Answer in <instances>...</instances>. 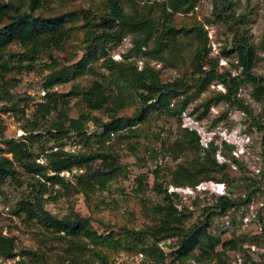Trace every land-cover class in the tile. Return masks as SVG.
<instances>
[{
	"label": "trees",
	"instance_id": "16d2710c",
	"mask_svg": "<svg viewBox=\"0 0 264 264\" xmlns=\"http://www.w3.org/2000/svg\"><path fill=\"white\" fill-rule=\"evenodd\" d=\"M201 1L102 0L99 5L91 3L88 7L46 16L42 13L47 9L46 0H0V102L10 103L0 109V190L5 189L8 182L14 181L18 186L27 182L32 191H36L31 198H27L29 195L19 198L11 209L13 214L23 216L27 222L38 223L56 235H63L75 245L80 246L77 242H83L85 238L95 247H104L95 249V255L102 264H112V251L139 249L164 258L158 245L168 240L173 241L169 264H185L191 259L199 263L231 264L227 259L228 253L242 248L244 238L224 240L221 234L213 233L212 219L227 216L235 207L249 204L250 193L239 200L230 194L219 195L217 203L205 209L202 220L187 225L189 214L185 212V207L179 208L180 195L176 191L169 192V184L162 188L159 182H155L153 189L163 194L162 200L146 211L148 201L143 194L148 188L147 177L140 175L137 190L142 193L143 213L149 217L150 223L139 230L121 226L119 231L112 229L105 233L95 230L90 217L75 212L60 217L45 207L46 200H57L61 195L60 190L53 195L50 188L66 186V178L62 175L64 172L80 171L74 177L86 193L97 187L101 190L108 188L120 175L122 167L112 150L104 148L106 143L115 135L129 137L124 133L127 128L132 130L138 123L147 122L154 115L180 118L188 107L187 95L192 89L196 88L199 93L218 79L226 87V92L217 98L218 101L240 100L237 98L238 77L232 76L229 70L217 75L216 64L209 54L210 39L205 24L178 26L175 21L176 13L190 12ZM214 9L212 14L216 21L228 25L234 34L231 49L223 51V54L235 53L245 79L254 85V96L264 101V78L253 74L256 50L246 33L247 29L243 32L239 30L243 20L236 17L234 1L216 0ZM127 37L131 38V46L121 60H116L112 53ZM71 39L80 41L78 49L84 47L83 56L71 66L58 68L56 60L46 65L49 74L44 84L43 101L35 105L31 117L26 118V123L21 126L24 134L19 138H6L2 113L11 112L14 120L21 119L19 114H22L21 120L26 115V108H20L19 101L14 102L10 90V86L17 82L14 70L17 69L18 73L23 68L34 70L33 63L41 54L52 57L53 52L64 50ZM13 45L19 46L22 51L12 52ZM190 50L191 59L185 73L174 79H163L162 69L152 65V61H155L170 63L178 68V61L184 60V53ZM13 57L18 58L17 64H11L14 61L10 58ZM100 59V65L108 74L82 90L75 80L86 70L93 69L91 62ZM27 61L29 63L24 65ZM139 61L142 62L141 66ZM187 72H190V78L186 76ZM68 82L73 83L68 92L54 90L56 85ZM79 97L88 111L79 118H71L66 111L71 101ZM136 104L132 115H120ZM98 111L107 118L94 114ZM53 113L56 116L46 122ZM88 122L100 132H89ZM94 137L99 144L97 148L90 143ZM71 140L83 142L88 148L85 151L65 149ZM162 143L165 148L162 149L173 151L175 159L184 155L189 148L194 149L196 154L195 159L181 162L177 169L170 171L173 185L196 186L201 181L229 183L225 174L226 163H220L215 158L217 148L213 140L203 148V152H199L202 148H199L198 138L183 135L171 146L164 141ZM7 152L12 156H8ZM40 158L45 161L41 163ZM96 163L100 165L98 168H95ZM17 166L31 180L22 178ZM153 173L158 180V169ZM46 194L47 198L44 197ZM258 217L261 228L252 239L264 248V205L258 211ZM16 239V236L0 231V259L19 257L17 264H36L38 253L27 249L18 251ZM146 239L152 242H146ZM259 257L258 262L253 260L251 264H264V256L261 254Z\"/></svg>",
	"mask_w": 264,
	"mask_h": 264
},
{
	"label": "rangeland",
	"instance_id": "374dc122",
	"mask_svg": "<svg viewBox=\"0 0 264 264\" xmlns=\"http://www.w3.org/2000/svg\"><path fill=\"white\" fill-rule=\"evenodd\" d=\"M101 1L46 0L47 9L42 13L49 16L54 12H67L79 7H88L91 3L99 5ZM233 1L236 17H241L243 20L239 30L243 32L244 29H247L246 33L256 50L257 58L253 74L264 78V0ZM215 2L216 0H202L194 10L187 13H176L174 18L178 26H191L201 22L205 24L210 39L209 54L216 64L217 75L229 70L232 76L238 77L237 98L240 100L238 102L218 101L217 98L226 92V87L218 79H214L205 90L198 93L194 88L188 93L189 104L180 118L154 115L149 121L138 123L132 130L127 128L124 133L129 137L121 138L115 135L104 148L112 150L118 158L122 167L120 175L110 183L108 188L101 190L97 187L94 191L86 193L76 183L74 177V174H78L80 171L75 170L73 173L64 174L66 186L57 185L55 188H50L53 195L58 194L59 190L61 191L57 200L51 198L46 200L45 207L51 213L61 217L75 212L80 216L90 217L93 227L100 233L109 232L112 229L119 231L121 226L139 230L150 223L149 217L143 213L142 193L137 190V179L140 175L147 177L148 188L143 194L148 201L146 203L148 207H145L146 211L162 200L163 194L153 189L155 182H159L162 188L169 184L168 191H176L180 195L179 208L185 207V212L189 214L187 225L202 220L205 216V209L214 206L219 195L230 194L232 198L239 200L250 193L249 204L235 207L227 216L213 217L211 228L213 233L221 234L224 240L233 237L244 238L242 248L228 253L227 259L231 264H251L253 260L259 261V255L264 256V248L253 242L254 239H252L253 235L260 231L258 211L264 205V101L258 100L254 96V85L245 79L242 68L238 67L235 53H230L227 56L223 54V51L231 49L234 34L228 25L216 21L212 14L215 10ZM79 46H81L80 41L71 39L64 50L53 52L52 57L41 54L36 63H33L34 70L28 71L23 68L21 73H18L17 69L14 70L13 74L16 76L17 82L10 86V90L13 93L14 102L19 101V107L26 108V115L23 120H21L22 114H19L21 119L3 118L6 125L4 133L6 138L22 136L24 131L21 126L26 123V118L31 117L35 105L43 101L44 84L49 74L46 65L56 60L58 68L64 65L71 66L85 52L84 47L78 49ZM130 46L131 38L127 37L121 45L115 48L112 53L113 57L116 60H121ZM11 51L21 52L22 50L19 46L13 45ZM190 59L191 50L184 53V60L178 61V68L173 67L170 63L163 64L155 61H152V65L162 69L163 79L171 80L185 73V67L189 64ZM10 60L14 61L11 64L19 62L15 57ZM101 61L102 59L91 62L93 69L86 70L75 80L82 90L88 88L95 80L101 79L103 75L108 74L100 65ZM28 63L27 61L23 64ZM141 64L142 62L139 61L140 66ZM186 76L190 78V72H187ZM72 84V82H68L56 85L54 90L68 92ZM21 99H25V101H21ZM210 100L211 102L208 103ZM5 104L10 103L0 102V109ZM136 106L137 104L128 107L120 115H132ZM87 111L86 105L79 97L71 101L66 113L71 118H79ZM94 114L102 116L104 119L107 118L100 111ZM55 116L56 114L53 113L46 122H50ZM86 125L89 132H100L91 122ZM183 135L187 138L199 139V148H202L199 152L207 147L210 140L214 141L217 148L215 158L220 163H226L225 174L229 180L228 184L215 181H201L196 186H175L172 184L170 171L177 169L181 162L195 159L196 154L194 149L189 148V151L187 150L184 155L175 159L173 151L163 150L165 148L162 142L171 146L176 140H181ZM95 139V137L92 138L90 142L93 148L99 146ZM188 146L192 147V144L188 143ZM87 148L83 142L79 143L77 140H71L65 145V149L69 150L81 149V151H85ZM7 153L8 156H12L11 153ZM39 161L43 163L45 160L40 158ZM99 166V163L95 164V168ZM17 169L22 178L25 177L26 181L31 180L21 167L17 166ZM155 169H158L159 172L158 180L153 173ZM2 191L12 195L11 207L19 198L28 195L27 198H31L36 194V191H32V187L27 182L23 186H18L14 181L8 182ZM44 197L47 198L48 194ZM0 231L16 236L18 251L22 249L36 251L39 258L36 264L38 262L102 264L95 255V249L100 250L104 247H95L85 238L83 240L86 243L84 241L77 242L80 246L75 245L76 243L69 242L63 235H56L38 223L27 222L23 216H17L12 212L0 215ZM146 240V242H152L149 239ZM172 242L168 240L159 243L158 246L164 253V258L133 249L131 251H112L110 262L112 264H169ZM18 258L0 259V264H17ZM185 264L213 263H199L191 259Z\"/></svg>",
	"mask_w": 264,
	"mask_h": 264
},
{
	"label": "built area",
	"instance_id": "2783aa9c",
	"mask_svg": "<svg viewBox=\"0 0 264 264\" xmlns=\"http://www.w3.org/2000/svg\"><path fill=\"white\" fill-rule=\"evenodd\" d=\"M2 117L5 119L11 118L14 120V116L11 112H6V113L2 114ZM66 173H69V172H64V173H62V175L66 174ZM12 202H13L12 195L10 193H5L2 190H0V215L11 212L12 207L10 204Z\"/></svg>",
	"mask_w": 264,
	"mask_h": 264
}]
</instances>
